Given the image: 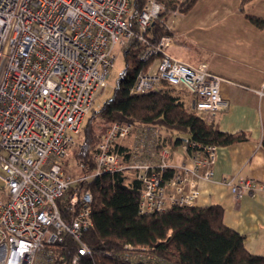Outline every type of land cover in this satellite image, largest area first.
Segmentation results:
<instances>
[{
  "label": "built area",
  "instance_id": "2783aa9c",
  "mask_svg": "<svg viewBox=\"0 0 264 264\" xmlns=\"http://www.w3.org/2000/svg\"><path fill=\"white\" fill-rule=\"evenodd\" d=\"M130 3L0 0V264H53L50 245L62 233L78 244L65 264H82V257L90 255L81 234L92 226V199L88 190L79 195L77 185L103 173L127 172L141 183L139 214L194 207L197 180L213 176L217 146L184 140L179 149L189 163L172 168L168 148L155 152L157 131L152 128L135 137L131 157L124 162L116 148L133 128L118 123L105 130L90 174L71 179L62 170V161L75 151L83 120L100 105L97 100L117 52L135 44L141 47L138 59L150 65L137 74L132 93L162 85L185 91L190 110L207 123L227 108L218 89L222 78L204 63L172 55V36L153 42L145 35L163 6L149 0L136 17L134 31L127 22ZM166 168L174 173L163 181ZM225 183L236 200L258 194L264 199V184L254 179Z\"/></svg>",
  "mask_w": 264,
  "mask_h": 264
},
{
  "label": "trees",
  "instance_id": "16d2710c",
  "mask_svg": "<svg viewBox=\"0 0 264 264\" xmlns=\"http://www.w3.org/2000/svg\"><path fill=\"white\" fill-rule=\"evenodd\" d=\"M148 1L131 0L127 22L134 31L136 17ZM156 1L164 10L145 33L153 42L162 36L173 35L167 27L172 11L186 15L197 2ZM252 1L239 0L238 11L244 13V7ZM244 18L259 30L264 27L260 17L245 14ZM140 50V45L135 44L123 51L124 68L115 81L111 96L93 109L81 126L72 156L82 175L90 174L95 168L93 156L102 138L98 132V119L106 122V129L112 123L129 124L135 137L144 128L155 129L156 153L167 148L166 142L180 145L188 140L198 145L224 147L247 140L242 132H222L212 122L200 119L180 95L184 92L188 97L185 91L174 92L162 85L159 90L132 93L137 74L147 71L150 65V61L138 59ZM116 150L124 162L129 161L131 155L127 148L118 146ZM173 173V169H163L162 180L168 181ZM77 188L79 195L88 190L92 199V226L81 234V241L90 249V255L82 257V264H131L129 258L137 256H143L145 261L135 264H264V257L249 253L243 237L223 224L220 205L172 206L164 212L139 214L141 183L127 172L103 173L78 184ZM77 245L68 234L62 233L50 245L54 253L53 264L68 262Z\"/></svg>",
  "mask_w": 264,
  "mask_h": 264
},
{
  "label": "crops",
  "instance_id": "0c3cea01",
  "mask_svg": "<svg viewBox=\"0 0 264 264\" xmlns=\"http://www.w3.org/2000/svg\"><path fill=\"white\" fill-rule=\"evenodd\" d=\"M238 4L236 0L238 21L216 24V39L224 49L199 42L193 49L177 40L170 26L175 43L170 52L191 64H206L210 72L223 79L218 89L227 108L215 115L212 124L222 132H242L247 136L246 141L217 148L211 180H197L199 196L195 207L220 205L223 224L243 237L249 253L264 257V199L258 194L236 200L225 183L231 178H250L264 184V27L259 30L247 21L245 10L240 13ZM247 15L264 20V0L248 3ZM134 142L133 133L120 146L132 152ZM166 143L170 151L167 161L172 168L189 163L179 145ZM152 161L159 164L156 158Z\"/></svg>",
  "mask_w": 264,
  "mask_h": 264
},
{
  "label": "rangeland",
  "instance_id": "374dc122",
  "mask_svg": "<svg viewBox=\"0 0 264 264\" xmlns=\"http://www.w3.org/2000/svg\"><path fill=\"white\" fill-rule=\"evenodd\" d=\"M235 5L236 0H199L195 4L194 8L186 15H182L179 12H177L175 16L171 14L168 15L167 26H171L173 28L174 35H176L177 40L184 41L191 47H193V45L196 46V43L199 42L211 45L214 48H219V40L216 39L217 37L215 34L218 31V26H216V24L220 23V21L225 23V25L229 21H238V13L235 10ZM221 6L223 8H220ZM244 10L247 14V5L244 7ZM201 22L202 25L200 24ZM179 34L182 35L178 36ZM220 48L224 49L225 47L221 46ZM193 49L195 48L193 47ZM124 64L123 52H117L116 59L114 60V63L109 70V75L106 79V87L97 100V105L111 96L115 81L123 70ZM180 95L184 97L183 99L187 105L189 100L188 97H186V94L181 92ZM97 108L98 107L94 109ZM88 115L85 117V119L88 117ZM97 127L98 132L101 134V136H103V133H105L107 127L106 122L98 119ZM72 155L73 153L62 161V170L68 174L71 179H75L80 177L82 172L76 166Z\"/></svg>",
  "mask_w": 264,
  "mask_h": 264
}]
</instances>
